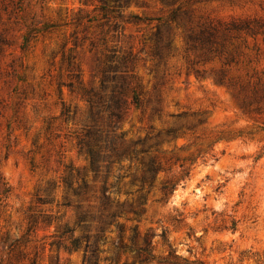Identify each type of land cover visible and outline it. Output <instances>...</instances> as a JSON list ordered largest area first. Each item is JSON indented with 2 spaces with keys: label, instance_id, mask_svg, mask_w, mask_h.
I'll use <instances>...</instances> for the list:
<instances>
[{
  "label": "rangeland",
  "instance_id": "obj_1",
  "mask_svg": "<svg viewBox=\"0 0 264 264\" xmlns=\"http://www.w3.org/2000/svg\"><path fill=\"white\" fill-rule=\"evenodd\" d=\"M107 1L108 12L102 0H0V264H83L72 234L95 224H77L80 198L64 178L91 187L84 207L97 204L77 135L88 93L113 107L126 66L125 97L138 103L119 131L161 169L142 213L118 220L124 241L135 225L156 234L155 258L115 254L110 227L100 264H264V0ZM120 165V199L136 202L125 190L142 165Z\"/></svg>",
  "mask_w": 264,
  "mask_h": 264
},
{
  "label": "trees",
  "instance_id": "obj_2",
  "mask_svg": "<svg viewBox=\"0 0 264 264\" xmlns=\"http://www.w3.org/2000/svg\"><path fill=\"white\" fill-rule=\"evenodd\" d=\"M114 7H123L131 0H113ZM107 0H102L100 8L104 12L110 10ZM134 18L138 16L132 15ZM7 38L0 30V53L5 50ZM112 66H110L111 68ZM115 70L119 66H114ZM104 71V79L102 81L103 88L106 87L107 71ZM118 74V75H117ZM115 77L122 80L121 89L113 98V107L111 102H105L103 96L97 93H88V101L90 103V115L88 122L84 125L82 131L77 135V147L80 153H83L88 160L90 170L94 174L95 181L100 182V194L97 196V204L89 203L86 207L82 204V200L90 190L87 183H83L78 187H72V183L68 177L64 178V182L68 188L72 189L73 194L80 199L76 202L80 212L77 216V224L86 226L88 221L95 224V232H86L83 235L72 234V245L74 248L84 249L83 264H100V254L106 249L103 247L107 241L106 233L113 231L109 229L113 227L116 237L113 239L114 253L118 254L120 250L130 249L134 252L135 258L141 262H151L155 257L153 254V237L155 233L146 232L141 234L138 225H135L128 241L123 240L124 225L118 219L127 213L141 214L142 206L147 202V192L154 186L156 176L161 169V164L157 162V158L153 155L140 158L141 152H148L149 148L138 149L139 141H129L125 138V132L119 131L120 121L123 117V110L127 108L131 102L138 103V97L134 94L133 98H127L128 91L131 88L132 75L127 69L115 73ZM121 94V96H120ZM107 107L108 117L104 124V108ZM123 107V108H121ZM176 129H168L167 133H174ZM159 143V142H157ZM127 160L130 164L140 162L142 169L140 172H131V185H136L134 191L125 190L129 196L132 193H139L137 201L121 200L122 183L125 178L123 167L120 165L122 160ZM1 179V178H0ZM6 182L0 180V188L5 187ZM168 186L163 185V189ZM172 189V188H171ZM7 190V189H4ZM65 204L72 205L74 200L66 195ZM73 228L66 227L64 233H72ZM105 259V258H103Z\"/></svg>",
  "mask_w": 264,
  "mask_h": 264
}]
</instances>
